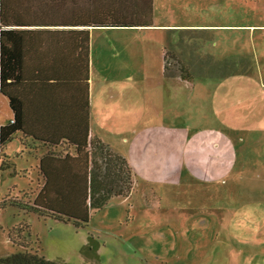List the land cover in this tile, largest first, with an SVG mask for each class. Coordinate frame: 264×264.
I'll return each instance as SVG.
<instances>
[{
  "label": "rangeland",
  "instance_id": "obj_1",
  "mask_svg": "<svg viewBox=\"0 0 264 264\" xmlns=\"http://www.w3.org/2000/svg\"><path fill=\"white\" fill-rule=\"evenodd\" d=\"M153 1L155 23L191 26L92 35L90 125L129 164L130 193L83 228L8 204L0 256L24 248L12 230L64 264H264V0ZM36 156L6 144L0 200L33 199Z\"/></svg>",
  "mask_w": 264,
  "mask_h": 264
},
{
  "label": "trees",
  "instance_id": "obj_2",
  "mask_svg": "<svg viewBox=\"0 0 264 264\" xmlns=\"http://www.w3.org/2000/svg\"><path fill=\"white\" fill-rule=\"evenodd\" d=\"M152 3L0 0V95L11 112V119L0 125V153L15 136L22 149L43 150L36 165L41 184L33 199H1L0 210L10 204L83 228L92 211L113 196L130 193L126 159L90 132L88 27L151 26ZM221 62L232 67L237 61ZM166 63L165 58L164 71ZM179 76L190 78L182 71ZM5 159L0 171L10 168ZM12 235L9 230L10 241L24 248L0 256V264H64L27 249Z\"/></svg>",
  "mask_w": 264,
  "mask_h": 264
},
{
  "label": "crops",
  "instance_id": "obj_3",
  "mask_svg": "<svg viewBox=\"0 0 264 264\" xmlns=\"http://www.w3.org/2000/svg\"><path fill=\"white\" fill-rule=\"evenodd\" d=\"M153 5H154V1L152 3V11H153V15H152V25L151 26H143V27H88V31H89V78H88V91H89V107H90V111H89V124H90V119H91V112H92V105H93V97L94 95L92 94V87H91V66H92V62H93V56H92V35L94 30H98L100 32H103L104 30L108 29V28H135V29H149V28H165L167 29V27H173V30H177L180 27H184V26H191V25H184V24H177V23H169V24H165V23H155L154 22V10H153ZM162 59H163V54H162ZM169 77H173L174 79H182L179 75L178 77L173 75V74H169ZM100 91V87L97 88ZM97 92V90L95 91ZM3 97V96H2ZM5 98V97H4ZM6 99V98H5ZM8 105V104H7ZM5 115H3V120L0 119V125L6 123L7 121H9L11 119V112L10 114L8 113H3ZM90 132L93 135H96L92 129H91V125H90ZM98 137V136H97ZM159 137V136H158ZM99 138V137H98ZM170 138V137H169ZM163 141L169 142L170 140L168 138H163ZM168 140V141H167ZM31 151H33L37 156L36 159H38V157L43 153V150L40 149H33L31 148ZM172 153V151H168V155H170ZM37 165V164H36Z\"/></svg>",
  "mask_w": 264,
  "mask_h": 264
}]
</instances>
